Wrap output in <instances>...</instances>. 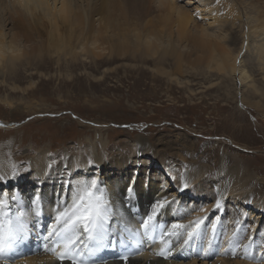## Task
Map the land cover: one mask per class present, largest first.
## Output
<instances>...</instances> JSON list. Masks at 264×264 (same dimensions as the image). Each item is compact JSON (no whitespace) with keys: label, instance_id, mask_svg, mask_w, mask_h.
Instances as JSON below:
<instances>
[{"label":"rangeland","instance_id":"1","mask_svg":"<svg viewBox=\"0 0 264 264\" xmlns=\"http://www.w3.org/2000/svg\"><path fill=\"white\" fill-rule=\"evenodd\" d=\"M153 1L148 6L155 7ZM223 1L226 0H219L222 8ZM227 1L237 8L241 18L233 26L214 25L209 32L217 31L223 36L234 53L243 48L246 68L264 89V70L256 59L261 37L250 35L248 48L247 40L241 47L248 18L256 13L257 0ZM160 13L154 10L150 18L157 20ZM201 37L204 36L198 29L190 31V51L182 53L185 63H181V70L173 57L157 63L155 54L98 67L91 55H83L76 62L53 56L19 64L18 75L3 77L0 72V157L6 155L16 160L17 172L23 173L37 151H48L57 160L69 152L78 161H91L88 164L94 173L88 177L100 179L103 167L92 158L86 145L94 144L102 152L104 140L108 144L102 156L105 161L117 152L133 161L137 152L135 142L142 135L165 156V164L157 165L161 166L158 171L151 165L152 155L144 157L151 162L145 166L150 174L177 172V184L168 187L169 193H175L181 185L178 174L190 167L203 169L198 182L202 183V191L178 196L186 203L192 202L191 208L198 211L206 203L202 200L204 188L214 180L223 183L227 168H238L245 192L264 198V94H256L263 106L260 111L241 101L242 95H247L244 88L242 92L238 88L235 98L234 80L229 76L222 78L216 68L207 66L209 53L196 43ZM158 65L171 75L157 71ZM63 171L67 172V168ZM14 187L0 183V190ZM250 217L257 219L253 214ZM258 218L263 225L264 218ZM248 262L260 264L256 254Z\"/></svg>","mask_w":264,"mask_h":264},{"label":"bare ground","instance_id":"2","mask_svg":"<svg viewBox=\"0 0 264 264\" xmlns=\"http://www.w3.org/2000/svg\"><path fill=\"white\" fill-rule=\"evenodd\" d=\"M202 1L155 0L153 2L156 6L151 7L148 4H151L152 0H0V72L3 77L18 75L19 64L25 62L32 64L53 56H57L59 60L65 58L76 62L83 55L88 57L91 55L94 65L98 67L103 63L112 64L120 59H142L155 54H158L157 63L164 62L168 56L173 57L177 61V68L181 70V63L184 61L181 58L182 53L188 54L190 51L187 40L190 31L195 28L204 36L196 43L209 53L207 66L216 68L222 78L229 76L234 80L235 98L238 88L241 92L244 88L247 95L244 98L242 95L241 101L246 102L248 106L259 108L260 111L263 106L260 105L261 99H257L256 94L259 92L261 95L264 94L262 92L264 89L256 84L253 73L246 68L244 63L246 56L241 54L244 52L243 48L234 53L226 45L223 36L216 34L217 31L209 32V28L214 25L224 26L230 23L233 26L236 20L241 18L240 12L227 0L222 2L223 8L217 2L208 3L205 0V4H201ZM154 10L161 11L157 20L154 16L150 18ZM195 12L201 13L204 22L193 15ZM198 21H201V24H198ZM248 24L241 47L247 40L248 48L250 35L261 37L256 59L264 70V0H257L256 13L252 18H248ZM243 29L245 30V27ZM213 37H216V41ZM14 52L20 54L12 55ZM159 65L157 71H166ZM166 73L171 75L170 71ZM101 144L108 147L104 140ZM135 145L137 152L133 161L127 156H120L118 152L105 161L102 157L104 147L100 152L98 146L95 147L94 144L86 146L92 158L103 167L100 181L109 188L122 191L131 177L136 178L135 196L121 209L128 227L136 229L150 204L162 195L175 198V203L159 216L158 222L167 226L179 219V214H183L186 209H192V202L186 203L178 196L181 194L186 196L190 191H202L199 187L202 183L198 182L203 169L190 167L189 170L178 174V178L182 180L181 185L179 184L175 193H169L168 187L177 184L175 182L177 172L168 171L166 174L159 172V176L150 174L145 168L147 162H152L151 165L155 166L153 169L158 171L165 164V156L154 150L150 140L142 135H138ZM148 154L152 155L153 161L144 158ZM88 162L87 158L78 161L69 152L57 160L54 154L41 150L31 157L26 172L18 173V162L5 155L0 157V176L7 177L4 183L15 187L11 190L4 188L2 191L21 195L25 203L35 191L42 193V213L36 229L39 232L54 215L57 196L62 192L67 195L69 181L75 184L77 179L87 178L89 173H94L90 170ZM49 164L52 165L51 169L48 168ZM158 164L161 166H157ZM64 168H67L65 173ZM104 169L107 170L104 172ZM224 173L228 175L223 183L214 180L211 186L204 188L205 196L202 200L206 203L202 207L209 210L206 221L209 227L205 229L207 235L203 240L197 239L191 248L174 249L173 255L167 261L152 255V252L158 250V239L156 242L142 241L144 255L130 256L127 264H250L249 258H242L244 257L242 249L236 258L215 254L227 247V237L234 230V220L240 213H246L247 219L243 223L249 229L255 227L254 230L238 233L237 239L240 243H248L246 237L252 236L247 255L251 258L256 254L260 264H264V223L260 224L258 218H264V198L243 190L246 187L240 178L238 168H227ZM185 184L187 188H184ZM217 199H221L222 208L214 214L212 209ZM199 213L191 212L190 215L184 216V222ZM252 214L257 219L250 220ZM216 216H220L221 220L216 234L212 237V246L207 256L198 257L200 248L208 246V236L211 235L210 221ZM124 226L120 225L121 228ZM36 244L37 240L33 238L28 246L34 248ZM120 252V246L117 245L91 259H94L96 264H125L119 258ZM214 255L216 257L211 261ZM44 259H46L44 256L29 255L18 264H23L25 260L27 264H35L36 261Z\"/></svg>","mask_w":264,"mask_h":264},{"label":"snow or ice","instance_id":"3","mask_svg":"<svg viewBox=\"0 0 264 264\" xmlns=\"http://www.w3.org/2000/svg\"><path fill=\"white\" fill-rule=\"evenodd\" d=\"M193 15L204 22L201 13L195 12ZM48 168L51 169L52 165L49 164ZM6 178L0 176V183ZM135 182L136 178L131 177L126 188L117 191L103 184L98 177L77 179L75 184L69 181L67 195L62 192L57 196L55 213L39 232L36 229L42 213V193L35 191L25 203L21 195L0 190V264H18L29 255L46 258L35 264H89L90 260L91 264H96L91 258L117 245L121 249L119 258L127 264L130 256L144 255L142 241L156 242L157 239L158 250L152 255L167 261L174 249L191 248L194 241L204 239L207 235L205 229L209 227L206 224L207 208H199L198 211L204 215L197 214L187 222H184V216L197 211L195 208L186 209L179 214V219L167 226L158 222L159 216L175 203V198L168 195H162L150 204L136 229L128 227L121 209L135 196ZM184 188H187V184ZM221 208L222 201L217 199L212 211L218 212ZM246 219V213L238 214L234 220L235 228L227 237V247L218 250L216 255L236 258L242 249V258H250L247 253L253 237H246L248 243H240L237 239L238 233L254 230L255 226L249 229L243 223ZM220 220L221 217L216 216L210 221L208 246L200 248L198 257L208 255ZM121 224L125 226L121 228ZM33 238L37 244L31 248L28 245ZM23 264H27V261Z\"/></svg>","mask_w":264,"mask_h":264}]
</instances>
